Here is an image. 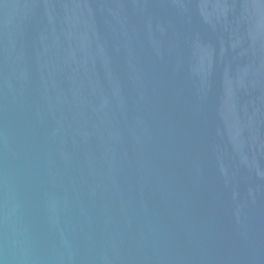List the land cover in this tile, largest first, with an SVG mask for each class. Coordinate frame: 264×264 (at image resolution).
<instances>
[{"label": "water", "instance_id": "95a60500", "mask_svg": "<svg viewBox=\"0 0 264 264\" xmlns=\"http://www.w3.org/2000/svg\"><path fill=\"white\" fill-rule=\"evenodd\" d=\"M0 264H264V0H0Z\"/></svg>", "mask_w": 264, "mask_h": 264}]
</instances>
